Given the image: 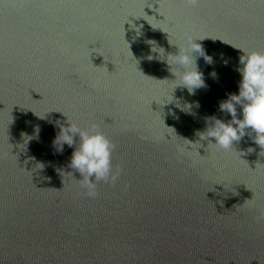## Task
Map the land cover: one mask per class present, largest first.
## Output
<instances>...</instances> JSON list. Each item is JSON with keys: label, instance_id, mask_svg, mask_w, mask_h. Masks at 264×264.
Returning a JSON list of instances; mask_svg holds the SVG:
<instances>
[{"label": "water", "instance_id": "95a60500", "mask_svg": "<svg viewBox=\"0 0 264 264\" xmlns=\"http://www.w3.org/2000/svg\"><path fill=\"white\" fill-rule=\"evenodd\" d=\"M188 38L213 57L206 87L173 93L191 114L162 105L175 76L147 58ZM239 49L264 52V0H0V264H264V149L187 148L231 118ZM62 114L115 145L94 196L53 145Z\"/></svg>", "mask_w": 264, "mask_h": 264}, {"label": "clouds", "instance_id": "9594fccd", "mask_svg": "<svg viewBox=\"0 0 264 264\" xmlns=\"http://www.w3.org/2000/svg\"><path fill=\"white\" fill-rule=\"evenodd\" d=\"M133 27L138 28L135 25ZM155 48L158 47L155 46ZM241 51L243 54L239 57V66L235 68V71L240 76L238 92L229 93L227 99L219 102V110L231 118L222 120L214 115L206 117V129L204 131L197 130L195 133L199 140L189 141L184 139L188 141V150H191V145L197 144L199 141L208 140V145L211 144L227 151L233 148L234 142L240 141L245 135H249L256 145L264 149V52ZM151 53H158V57L155 58L169 65L168 70L175 76L174 80H169L175 82L171 100L162 105L169 104L175 100L176 109L191 114L192 103L185 102L181 104L179 102L180 98L174 97L173 93L177 88H183L187 90L189 95H193L196 89L206 87L204 74L199 70L197 57H203L208 64L213 63V57L204 51L202 45L197 43V40L191 38L187 39L183 49L179 48L178 53L175 55L168 54L161 59L160 53L152 47L147 57L149 60L154 58ZM169 59L178 67V71H172L173 64L169 63ZM225 63L227 62L225 61ZM210 75L216 77L217 74L213 71ZM196 106H199L198 102H196ZM171 114L176 115L174 111ZM63 116L66 117L65 123L56 122L59 131L53 140V145L59 153L63 152L65 145L73 148L67 167L80 173L82 176L80 181H82V186L86 187L87 195L94 196L96 182H115L118 177V172L113 171L112 165V152L115 149V145L100 130L99 125L93 123L89 126L81 127L67 116ZM38 117L44 119L45 115ZM38 133L39 128L37 126V138ZM253 133L254 135H252ZM22 135L28 137V140L33 138L27 136V134ZM210 138H214V142ZM58 171L63 172L62 170ZM67 174L72 175V172ZM93 177L94 179H90Z\"/></svg>", "mask_w": 264, "mask_h": 264}]
</instances>
